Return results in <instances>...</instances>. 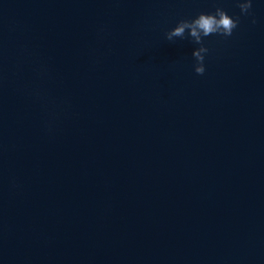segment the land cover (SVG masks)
Listing matches in <instances>:
<instances>
[{
	"label": "water",
	"instance_id": "95a60500",
	"mask_svg": "<svg viewBox=\"0 0 264 264\" xmlns=\"http://www.w3.org/2000/svg\"><path fill=\"white\" fill-rule=\"evenodd\" d=\"M224 8L204 38L181 19ZM0 0V264H264V0ZM256 23H252V16Z\"/></svg>",
	"mask_w": 264,
	"mask_h": 264
},
{
	"label": "clouds",
	"instance_id": "9594fccd",
	"mask_svg": "<svg viewBox=\"0 0 264 264\" xmlns=\"http://www.w3.org/2000/svg\"><path fill=\"white\" fill-rule=\"evenodd\" d=\"M252 3L253 0H237L241 14L252 15ZM252 23H256L254 15L252 16ZM238 24L239 17L233 18L224 8L216 7L214 12H200L194 18L179 20L175 27L165 33V39L174 42L175 38L190 37L195 44H198L199 47L192 51V56L196 61L194 71L198 75H203L205 72V54L209 51L204 43V38L213 34L230 37Z\"/></svg>",
	"mask_w": 264,
	"mask_h": 264
}]
</instances>
